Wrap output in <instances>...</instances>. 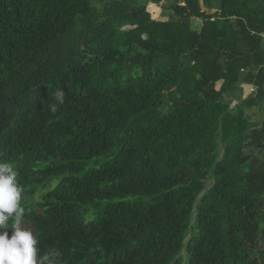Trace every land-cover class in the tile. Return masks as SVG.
Returning <instances> with one entry per match:
<instances>
[{
    "label": "trees",
    "instance_id": "1",
    "mask_svg": "<svg viewBox=\"0 0 264 264\" xmlns=\"http://www.w3.org/2000/svg\"><path fill=\"white\" fill-rule=\"evenodd\" d=\"M163 1L0 0V162L50 264H264V0Z\"/></svg>",
    "mask_w": 264,
    "mask_h": 264
},
{
    "label": "clouds",
    "instance_id": "2",
    "mask_svg": "<svg viewBox=\"0 0 264 264\" xmlns=\"http://www.w3.org/2000/svg\"><path fill=\"white\" fill-rule=\"evenodd\" d=\"M58 103L64 102V92L55 93ZM55 110V109H53ZM22 187L17 171L8 162H0V264H44L33 232L21 226L25 209L21 206ZM14 229L9 237L8 222Z\"/></svg>",
    "mask_w": 264,
    "mask_h": 264
},
{
    "label": "rangeland",
    "instance_id": "3",
    "mask_svg": "<svg viewBox=\"0 0 264 264\" xmlns=\"http://www.w3.org/2000/svg\"><path fill=\"white\" fill-rule=\"evenodd\" d=\"M171 0H164L162 2V4L159 5H152L150 7V9L154 12V15L157 13H160L161 7H163V13L159 15V19L161 21H166L169 19V13L172 11L171 8L169 7L171 4ZM196 22V21H195ZM192 27L194 29H199V27L201 26V22H196V23H192ZM263 44H264V36H263ZM220 86V82L217 84V88H219ZM249 89H250V84L245 83L243 81H239L238 83V89L237 91L234 93V98L233 95L231 96L230 94H228V92L224 95V101H231L230 105L232 106V108L235 110L236 107L238 106L239 102L243 99H246L249 95ZM244 114L246 115V117L249 119L250 122L252 123H257V124H261L264 118V101L260 102L259 104H257L256 106H251L249 108H247L244 111ZM21 226L22 227H26L29 228L33 234H34V227L30 224V223H26L21 221ZM14 231V229H13ZM13 231L8 232L9 233V237L11 236V234L13 233ZM39 255V253H38ZM44 264H50L48 260L43 259Z\"/></svg>",
    "mask_w": 264,
    "mask_h": 264
},
{
    "label": "built area",
    "instance_id": "4",
    "mask_svg": "<svg viewBox=\"0 0 264 264\" xmlns=\"http://www.w3.org/2000/svg\"><path fill=\"white\" fill-rule=\"evenodd\" d=\"M180 4H184L183 2H180ZM254 90L253 86L250 85L249 93Z\"/></svg>",
    "mask_w": 264,
    "mask_h": 264
}]
</instances>
